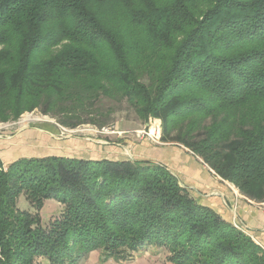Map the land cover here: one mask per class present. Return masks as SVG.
<instances>
[{
    "label": "trees",
    "instance_id": "obj_1",
    "mask_svg": "<svg viewBox=\"0 0 264 264\" xmlns=\"http://www.w3.org/2000/svg\"><path fill=\"white\" fill-rule=\"evenodd\" d=\"M104 97L160 119L162 142L264 203V0H0V122L40 109L75 127ZM51 199L62 208L44 223ZM152 245L174 264H264L160 163L0 161V264L125 261Z\"/></svg>",
    "mask_w": 264,
    "mask_h": 264
},
{
    "label": "rangeland",
    "instance_id": "obj_2",
    "mask_svg": "<svg viewBox=\"0 0 264 264\" xmlns=\"http://www.w3.org/2000/svg\"><path fill=\"white\" fill-rule=\"evenodd\" d=\"M111 21L117 23L118 19L114 17ZM26 113H30V117L27 116L29 121L23 117ZM26 113L16 121L0 122V154L4 155L3 159L23 155L99 157L110 156L112 153L129 157L132 155L129 146L144 140L150 141L148 138H138L136 131L144 129L154 120L142 119L127 101L120 103L106 97L100 105L82 113L81 122L75 127L62 123L67 121L66 114H44L40 109ZM7 152L14 154L9 155ZM17 205L21 209L30 207L23 194L17 198ZM49 210H55V214L48 217ZM60 210L57 201L47 200L40 212L42 222L48 223Z\"/></svg>",
    "mask_w": 264,
    "mask_h": 264
},
{
    "label": "crops",
    "instance_id": "obj_3",
    "mask_svg": "<svg viewBox=\"0 0 264 264\" xmlns=\"http://www.w3.org/2000/svg\"><path fill=\"white\" fill-rule=\"evenodd\" d=\"M78 141L81 142V140ZM104 142L107 143V141ZM129 147L132 151L129 157L112 153L110 156H74V158L133 159L160 163L166 166L178 178L180 184L187 188L201 204L211 207L226 220L240 225L264 249V203H258L245 197L234 184L223 180L199 156L181 144L166 142L155 144L144 140ZM7 154L12 155L14 152H7ZM22 157L29 156H16L11 159L7 156L6 158L9 159L7 160L3 159V154H0V159L5 164ZM59 208H62L61 203H59ZM54 211L49 210L48 217L54 215ZM167 257L164 250L152 245L147 250L136 252L132 259L125 261H117L114 258L103 260L102 252L94 250L79 260L77 264H174ZM42 262L47 263L45 260Z\"/></svg>",
    "mask_w": 264,
    "mask_h": 264
},
{
    "label": "built area",
    "instance_id": "obj_4",
    "mask_svg": "<svg viewBox=\"0 0 264 264\" xmlns=\"http://www.w3.org/2000/svg\"><path fill=\"white\" fill-rule=\"evenodd\" d=\"M29 115L30 113H26V115L23 116V117H26L25 119L26 121H29L27 120V116L30 117ZM136 135L138 138H141V139L148 138L152 143H155V144L161 143L162 142L161 140V137H162L161 120L160 119L152 120L150 124L147 125L144 129L136 131ZM235 225L239 229H242L243 231H245L240 225L238 224H235Z\"/></svg>",
    "mask_w": 264,
    "mask_h": 264
}]
</instances>
